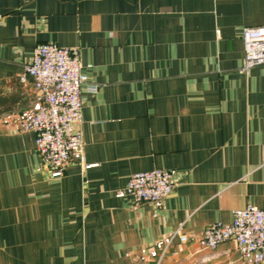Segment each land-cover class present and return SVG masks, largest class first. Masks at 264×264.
<instances>
[{
    "label": "crops",
    "instance_id": "1",
    "mask_svg": "<svg viewBox=\"0 0 264 264\" xmlns=\"http://www.w3.org/2000/svg\"><path fill=\"white\" fill-rule=\"evenodd\" d=\"M243 26H264V0H0V264H247L233 239L197 241L264 209V66L241 69ZM42 42L77 46L96 84L84 158L60 177L19 129L41 102L20 76ZM153 168L172 171L169 195H114Z\"/></svg>",
    "mask_w": 264,
    "mask_h": 264
},
{
    "label": "built area",
    "instance_id": "2",
    "mask_svg": "<svg viewBox=\"0 0 264 264\" xmlns=\"http://www.w3.org/2000/svg\"><path fill=\"white\" fill-rule=\"evenodd\" d=\"M243 64L247 71L264 66V26H243ZM29 77L42 93L40 104L19 121L20 130L35 132V148L52 177H60L71 156L83 160L84 137L81 128L82 85L91 91L82 69L77 46H60L53 42L35 45L29 62L24 66L22 80ZM175 182L171 170L153 168L132 173L124 187L114 191L118 198L129 197L134 203L156 202L169 195ZM181 242L188 234L175 232ZM233 239L241 259L247 264L264 262V209L247 204L232 211L229 223L208 224L197 238L201 248L211 249Z\"/></svg>",
    "mask_w": 264,
    "mask_h": 264
}]
</instances>
